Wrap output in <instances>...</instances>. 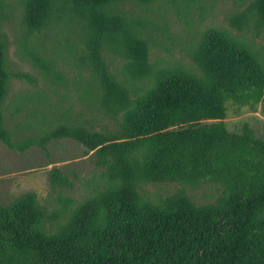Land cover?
<instances>
[{
  "label": "trees",
  "instance_id": "obj_1",
  "mask_svg": "<svg viewBox=\"0 0 264 264\" xmlns=\"http://www.w3.org/2000/svg\"><path fill=\"white\" fill-rule=\"evenodd\" d=\"M120 1L23 0L29 33L67 20L82 23L100 104L128 109L125 133L116 140L67 125L47 133L46 142L69 136L110 157L108 178L54 230L44 225L35 194L0 203V264H264V132L247 123L231 129L224 121L227 102L260 105L264 112V66L247 45L212 28L193 52V66L157 68L140 23L114 16ZM253 7L264 22V0ZM107 50L123 57V78L103 61ZM39 65L58 78L43 61ZM133 80H145L142 93ZM6 85L0 42V106ZM0 140L15 147L1 108ZM142 178H211L224 192L208 204H194L183 190L154 202L136 191Z\"/></svg>",
  "mask_w": 264,
  "mask_h": 264
},
{
  "label": "rangeland",
  "instance_id": "obj_2",
  "mask_svg": "<svg viewBox=\"0 0 264 264\" xmlns=\"http://www.w3.org/2000/svg\"><path fill=\"white\" fill-rule=\"evenodd\" d=\"M253 4L254 0H156L147 4L124 0L115 3L113 13L126 22L140 23L151 40L149 61L157 68L174 63L193 66L192 54L212 28L247 45L264 66V22ZM22 18L23 0H0V42L7 74L0 108L15 143L9 147L0 140V203L7 205L31 192L43 208L44 225L54 230L96 187L105 184L110 157L106 161L69 136L47 142L43 138L58 125H67L116 140L125 133L128 107L110 110L100 104L102 89L81 22L67 20L29 33ZM102 58L113 74L123 78L124 59L119 53L107 50ZM40 61L58 78L46 76ZM133 81L132 88L139 91L140 87L142 93L145 80ZM224 121L231 129L247 123L257 133L264 132L260 105L227 102ZM180 190L201 205L216 202L224 185L211 178L194 183L142 178L136 184V191L154 202Z\"/></svg>",
  "mask_w": 264,
  "mask_h": 264
}]
</instances>
